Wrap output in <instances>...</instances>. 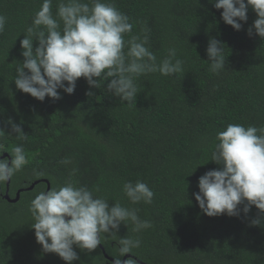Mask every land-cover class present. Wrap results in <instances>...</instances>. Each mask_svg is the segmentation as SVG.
<instances>
[{"label": "trees", "instance_id": "trees-1", "mask_svg": "<svg viewBox=\"0 0 264 264\" xmlns=\"http://www.w3.org/2000/svg\"><path fill=\"white\" fill-rule=\"evenodd\" d=\"M60 2L52 0L54 17ZM112 2L133 25L126 42L147 36L146 46L158 64L169 48L183 61L180 73L136 77L133 103L107 90L110 77L98 78V89L80 77L72 94L58 89L60 99L40 101L17 89L16 68L24 60L20 41L43 0H0V15L7 18L0 33V128L5 131L0 155L6 152L2 159L10 161L12 149L23 145L27 158L10 179V197L46 178L49 191L67 183L86 186L110 204L118 201L137 210L151 228L135 232L128 221L116 234H101L113 258L119 255L120 238L140 240L130 252L134 258H127L134 264H141L137 259L147 264H264V225L250 223L259 214L255 205L247 214L240 205L239 216H208L193 195L201 175L222 167L210 160L219 131L228 124L264 127V39L247 32L257 14L249 8L242 29L235 30L209 0ZM211 38L224 43L226 63L219 72L211 70L206 53ZM37 45L34 40L33 47ZM89 90L95 94L88 96ZM9 118L26 139L9 134ZM64 159L70 163H61ZM138 180L154 192L151 204H133L125 195L124 183ZM6 188V182L0 184V264H67L58 254L43 251L31 227V200L46 191L47 182L23 190L16 202L5 197ZM73 247L79 259L72 264L109 262L99 245L92 251Z\"/></svg>", "mask_w": 264, "mask_h": 264}, {"label": "clouds", "instance_id": "clouds-1", "mask_svg": "<svg viewBox=\"0 0 264 264\" xmlns=\"http://www.w3.org/2000/svg\"><path fill=\"white\" fill-rule=\"evenodd\" d=\"M216 9H222V20L241 30L248 19L249 8L257 18L247 29L264 39V0H209ZM58 17L59 19H57ZM56 17L52 13V0H43L33 17L32 26L20 41L22 66L16 68L17 89L43 101L45 97L60 99L58 89L72 94L77 79L84 77L90 88H99L98 78H111L107 90L122 102H136L138 89L135 78L159 72L169 76L183 71V61L177 59V50L168 49V55L158 64L157 57L146 46L148 37L133 36L125 41L133 25L127 14L118 10L112 0H61ZM63 28L61 29V23ZM7 18L0 15V33L5 30ZM38 41L34 48L33 41ZM128 47L127 52L124 51ZM223 42L211 38L206 48L211 70L225 68ZM27 70V71H26ZM67 82V83H65ZM95 93L91 90L88 96ZM18 140L26 139L20 125L11 118L7 121ZM5 133L0 128V136ZM211 161L222 167L206 171L198 178L199 191L193 193L200 209L208 216H239L240 205L247 214L253 205L259 214L250 221L264 225V127L228 124L216 135ZM11 160L0 159V184L9 181L27 164L23 145L11 151ZM61 163H70L64 159ZM197 167V166H196ZM98 191V190H97ZM123 191L137 204H151L154 192L143 181H127ZM37 242L44 252L56 253L72 264L79 256L74 245L92 251L101 244V234H116L121 223L130 221L133 231L151 228L152 223L141 220L137 210L120 202L110 204L106 198L94 196L86 186L67 183L47 192H40L30 203ZM140 240L129 237L119 239V255L113 264H134L121 257L140 246Z\"/></svg>", "mask_w": 264, "mask_h": 264}, {"label": "water", "instance_id": "water-1", "mask_svg": "<svg viewBox=\"0 0 264 264\" xmlns=\"http://www.w3.org/2000/svg\"><path fill=\"white\" fill-rule=\"evenodd\" d=\"M5 156H6V157L8 156V154H7L6 152L3 153L2 155H0V159L4 158ZM9 159H11V158L9 157ZM39 181L47 182V188H46V191H45V192L49 191V189L51 188V185H50L49 180L46 179V178H42V179H37L36 181H34V182H33L30 186H28V187L19 188V189L17 190V192H16V196H15V197H10V195H9V193H8V192H9V184H10V180H9V181L6 182V183H7V188H6L5 197H6L8 200L12 201V202H16V201L19 200V198H20V194H21V192H22L23 190L32 189V188L35 186V184L38 183ZM99 246H100V248L102 249V252H103L104 256L109 260L108 264H113V260H114L115 258L109 256V255L106 253V250H105L104 246L102 245V243H101ZM129 257L134 258V256H133L132 254L128 253V254H125V256H123L122 260L127 259V258H129ZM135 258H136V257H135ZM136 259H137V258H136ZM137 261H138L139 263H141V264H147V263L141 261L140 259H137Z\"/></svg>", "mask_w": 264, "mask_h": 264}]
</instances>
